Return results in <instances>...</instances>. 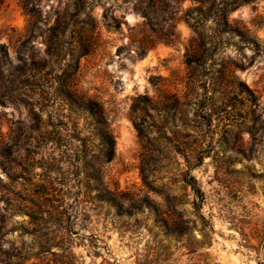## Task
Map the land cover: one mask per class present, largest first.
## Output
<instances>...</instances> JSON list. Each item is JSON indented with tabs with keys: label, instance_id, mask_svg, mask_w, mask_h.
Here are the masks:
<instances>
[{
	"label": "rangeland",
	"instance_id": "rangeland-1",
	"mask_svg": "<svg viewBox=\"0 0 264 264\" xmlns=\"http://www.w3.org/2000/svg\"><path fill=\"white\" fill-rule=\"evenodd\" d=\"M205 1L227 22L198 0H0V264H40L60 228L76 264L264 263V0Z\"/></svg>",
	"mask_w": 264,
	"mask_h": 264
},
{
	"label": "trees",
	"instance_id": "trees-1",
	"mask_svg": "<svg viewBox=\"0 0 264 264\" xmlns=\"http://www.w3.org/2000/svg\"><path fill=\"white\" fill-rule=\"evenodd\" d=\"M200 5H202L201 10L199 11L200 16L202 17H212L218 23L219 21L227 22V15L229 10L226 6H222L220 9L208 8L206 11L203 9L205 5V0H198ZM234 7V6H233ZM204 10V11H203ZM141 15L144 18L147 25H151L153 16L148 8L140 9ZM218 20V21H217ZM80 108L83 113L90 119H94L95 122L102 127V129L96 133L99 140L102 142L104 146H107L111 151L114 147V142L111 134L107 130V124L104 120V112L102 106L89 98H84L81 100ZM112 155V154H111ZM109 155L106 159L110 161L112 156ZM89 178V177H88ZM185 183L191 187V189L198 194L199 188H197V182L192 176L184 177ZM61 230H65V228H60ZM59 230L56 232V235H53L49 241H52L53 244L48 245L46 248H43L39 252L37 259L40 261V264L47 261L45 264H76L77 256L73 252V243H72V233H68L67 230L64 232ZM58 240L57 242H55ZM264 264V263H260Z\"/></svg>",
	"mask_w": 264,
	"mask_h": 264
}]
</instances>
